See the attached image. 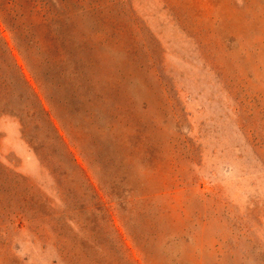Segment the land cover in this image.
<instances>
[{
    "label": "rangeland",
    "instance_id": "rangeland-1",
    "mask_svg": "<svg viewBox=\"0 0 264 264\" xmlns=\"http://www.w3.org/2000/svg\"><path fill=\"white\" fill-rule=\"evenodd\" d=\"M0 264H264V0H0Z\"/></svg>",
    "mask_w": 264,
    "mask_h": 264
},
{
    "label": "trees",
    "instance_id": "trees-1",
    "mask_svg": "<svg viewBox=\"0 0 264 264\" xmlns=\"http://www.w3.org/2000/svg\"><path fill=\"white\" fill-rule=\"evenodd\" d=\"M14 66L18 69L17 65L14 64ZM19 70H20V69H19ZM22 79L24 80V83L27 85V82H26L25 78L23 77V75H22ZM31 95H32V97L34 98V100H36V101L38 100V108H39V111L42 112L43 114H45V113H44L45 110H44L43 104H42V102L39 100L38 95H36V94L33 93V92L31 93ZM19 118H20V120H21V122H22L23 127L26 128V122L24 121V119H23L22 117H19Z\"/></svg>",
    "mask_w": 264,
    "mask_h": 264
}]
</instances>
